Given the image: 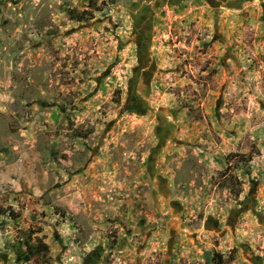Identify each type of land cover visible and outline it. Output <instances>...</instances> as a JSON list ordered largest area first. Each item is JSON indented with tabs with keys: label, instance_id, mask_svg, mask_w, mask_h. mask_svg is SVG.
<instances>
[{
	"label": "rangeland",
	"instance_id": "1",
	"mask_svg": "<svg viewBox=\"0 0 264 264\" xmlns=\"http://www.w3.org/2000/svg\"><path fill=\"white\" fill-rule=\"evenodd\" d=\"M164 1L0 0V264H264V0Z\"/></svg>",
	"mask_w": 264,
	"mask_h": 264
},
{
	"label": "flooded vegetation",
	"instance_id": "2",
	"mask_svg": "<svg viewBox=\"0 0 264 264\" xmlns=\"http://www.w3.org/2000/svg\"><path fill=\"white\" fill-rule=\"evenodd\" d=\"M164 1V0H161ZM182 0H173L172 3L174 4H178V2H181ZM212 6H214L213 4H216V8H214L216 11L218 10L219 6L222 2H224L223 0H208ZM141 2V1H140ZM165 2V1H164ZM135 3V2H134ZM136 5V4H135ZM139 6H134L133 10L131 11V17L133 19V23H134V27H135V33L137 34V50H138V57L139 58H143L141 59L139 62V64L143 62H145V58L147 57V52H148V48H149V42L150 39L152 37V31H151V27H150V23H151V19H147V21H145V17H146V13H147V5L142 4L140 5V3L138 2ZM228 6H230V3L227 4ZM226 5V6H227ZM159 9V7L157 8V10ZM145 21L144 26H142V22ZM137 31V32H136ZM133 74L137 77L140 74V70L139 68H135L133 70ZM147 84H150V82L148 83V79L146 78L145 81Z\"/></svg>",
	"mask_w": 264,
	"mask_h": 264
},
{
	"label": "trees",
	"instance_id": "3",
	"mask_svg": "<svg viewBox=\"0 0 264 264\" xmlns=\"http://www.w3.org/2000/svg\"><path fill=\"white\" fill-rule=\"evenodd\" d=\"M70 13H73V12H70ZM71 17H73V19H77L76 16H74V14H72ZM24 245H25V248L19 249V252L17 253L18 254L17 258H16L17 264L30 263L34 256L39 255L40 253L43 254V252L41 251V249L38 246L31 244L29 241L25 242ZM44 248H45V246H44ZM45 249H44V252L47 253L46 252L47 248H45ZM218 257H219V263L220 264H226V262L223 260V258L221 256H218ZM45 258L46 257H43L42 259L44 260Z\"/></svg>",
	"mask_w": 264,
	"mask_h": 264
}]
</instances>
